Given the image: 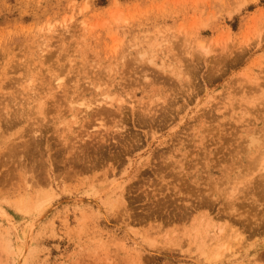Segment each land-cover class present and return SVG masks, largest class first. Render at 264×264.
<instances>
[{
  "label": "rangeland",
  "instance_id": "obj_1",
  "mask_svg": "<svg viewBox=\"0 0 264 264\" xmlns=\"http://www.w3.org/2000/svg\"><path fill=\"white\" fill-rule=\"evenodd\" d=\"M0 264H264V0H0Z\"/></svg>",
  "mask_w": 264,
  "mask_h": 264
},
{
  "label": "bare ground",
  "instance_id": "obj_2",
  "mask_svg": "<svg viewBox=\"0 0 264 264\" xmlns=\"http://www.w3.org/2000/svg\"><path fill=\"white\" fill-rule=\"evenodd\" d=\"M85 104V103H84ZM86 105V104H85ZM86 108V107H85Z\"/></svg>",
  "mask_w": 264,
  "mask_h": 264
}]
</instances>
